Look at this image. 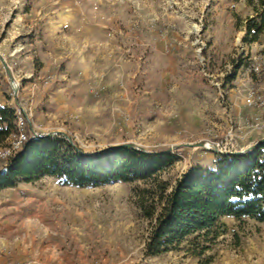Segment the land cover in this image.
Wrapping results in <instances>:
<instances>
[{
	"label": "rangeland",
	"instance_id": "rangeland-1",
	"mask_svg": "<svg viewBox=\"0 0 264 264\" xmlns=\"http://www.w3.org/2000/svg\"><path fill=\"white\" fill-rule=\"evenodd\" d=\"M252 14L245 0H0V104L22 113L28 136L87 155L181 146L161 174L173 185L215 168L212 146L264 142V34L244 40ZM223 223L200 259L187 244L146 256L136 184L45 177L0 191V264H264V223Z\"/></svg>",
	"mask_w": 264,
	"mask_h": 264
},
{
	"label": "trees",
	"instance_id": "trees-1",
	"mask_svg": "<svg viewBox=\"0 0 264 264\" xmlns=\"http://www.w3.org/2000/svg\"><path fill=\"white\" fill-rule=\"evenodd\" d=\"M240 1V0H235ZM252 16L244 21V40L264 34V0H245ZM18 132L14 108L0 104V145ZM183 147L147 152L120 145L87 155L60 136L32 137L0 160V191L45 177L65 186L98 188L136 184L137 204L149 222L146 256H162L187 244L202 258L225 233L226 217L264 223V142L245 152L216 155L213 169H191L173 185L161 179Z\"/></svg>",
	"mask_w": 264,
	"mask_h": 264
},
{
	"label": "built area",
	"instance_id": "built-area-1",
	"mask_svg": "<svg viewBox=\"0 0 264 264\" xmlns=\"http://www.w3.org/2000/svg\"><path fill=\"white\" fill-rule=\"evenodd\" d=\"M101 49V48H100ZM99 50V49H98ZM247 101L249 103H252V96H250ZM17 126H18V132L15 136L12 137V147L10 148H5V149H0V160L6 159L8 156L11 155V153L18 149L24 141L27 140V133L25 131V121L24 117L22 116V113L20 112L17 114ZM213 150L217 153L220 154L222 151L218 150L220 146H212Z\"/></svg>",
	"mask_w": 264,
	"mask_h": 264
}]
</instances>
